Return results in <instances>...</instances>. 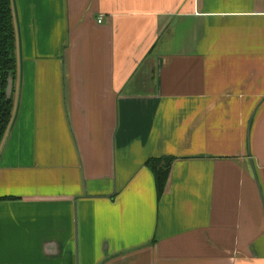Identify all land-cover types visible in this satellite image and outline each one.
Masks as SVG:
<instances>
[{"label":"crops","instance_id":"obj_1","mask_svg":"<svg viewBox=\"0 0 264 264\" xmlns=\"http://www.w3.org/2000/svg\"><path fill=\"white\" fill-rule=\"evenodd\" d=\"M12 7L0 264H264V0Z\"/></svg>","mask_w":264,"mask_h":264},{"label":"trees","instance_id":"obj_2","mask_svg":"<svg viewBox=\"0 0 264 264\" xmlns=\"http://www.w3.org/2000/svg\"><path fill=\"white\" fill-rule=\"evenodd\" d=\"M16 47L12 0H0V147L10 125L14 108V96L8 99L6 89L10 77L14 81L17 79ZM147 166L155 176L158 198L161 199L168 182L170 167H166L162 160L156 159L149 160ZM5 199L7 198L0 200Z\"/></svg>","mask_w":264,"mask_h":264},{"label":"water","instance_id":"obj_3","mask_svg":"<svg viewBox=\"0 0 264 264\" xmlns=\"http://www.w3.org/2000/svg\"><path fill=\"white\" fill-rule=\"evenodd\" d=\"M14 86H15V81L12 77H10L8 80V87L6 89V94L8 99H12L13 97ZM164 162L166 164V167H169L172 162V158L171 157L164 158Z\"/></svg>","mask_w":264,"mask_h":264},{"label":"built area","instance_id":"obj_4","mask_svg":"<svg viewBox=\"0 0 264 264\" xmlns=\"http://www.w3.org/2000/svg\"><path fill=\"white\" fill-rule=\"evenodd\" d=\"M99 22H100V23H102V22H103V20H100Z\"/></svg>","mask_w":264,"mask_h":264}]
</instances>
